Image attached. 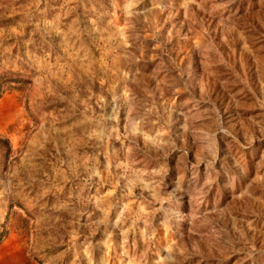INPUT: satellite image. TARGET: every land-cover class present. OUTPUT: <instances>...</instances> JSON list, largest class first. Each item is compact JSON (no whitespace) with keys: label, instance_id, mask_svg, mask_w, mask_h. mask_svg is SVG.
Here are the masks:
<instances>
[{"label":"rangeland","instance_id":"rangeland-1","mask_svg":"<svg viewBox=\"0 0 264 264\" xmlns=\"http://www.w3.org/2000/svg\"><path fill=\"white\" fill-rule=\"evenodd\" d=\"M0 264H264V0H0Z\"/></svg>","mask_w":264,"mask_h":264}]
</instances>
